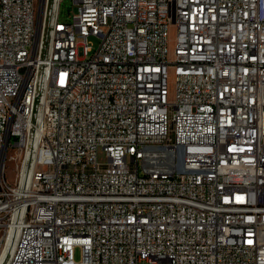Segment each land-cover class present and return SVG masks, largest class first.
Listing matches in <instances>:
<instances>
[{"label":"built area","instance_id":"built-area-1","mask_svg":"<svg viewBox=\"0 0 264 264\" xmlns=\"http://www.w3.org/2000/svg\"><path fill=\"white\" fill-rule=\"evenodd\" d=\"M61 2L0 0V264H264V0Z\"/></svg>","mask_w":264,"mask_h":264},{"label":"rangeland","instance_id":"rangeland-1","mask_svg":"<svg viewBox=\"0 0 264 264\" xmlns=\"http://www.w3.org/2000/svg\"><path fill=\"white\" fill-rule=\"evenodd\" d=\"M78 12V5L74 2V0H62L61 2V7H60V19L63 21H69L72 19L73 15ZM177 35V29L175 25L170 26L169 28V49L172 51L175 46V38ZM89 40L92 42L94 48L96 49L99 45V38L96 36H90ZM170 90L171 93L174 91V84L171 83L170 85ZM98 159L100 163H106L108 160L107 154L103 149H100L98 152ZM6 174H7V179L9 182H13L15 179V174H16V164L14 162H10L7 165L6 169ZM12 247V246H11ZM79 250L76 251V258H79ZM9 254H6L2 258L4 261L3 263L8 260Z\"/></svg>","mask_w":264,"mask_h":264},{"label":"bare ground","instance_id":"bare-ground-1","mask_svg":"<svg viewBox=\"0 0 264 264\" xmlns=\"http://www.w3.org/2000/svg\"><path fill=\"white\" fill-rule=\"evenodd\" d=\"M13 248V244H12V247H11V249ZM3 257H4V255H3Z\"/></svg>","mask_w":264,"mask_h":264}]
</instances>
